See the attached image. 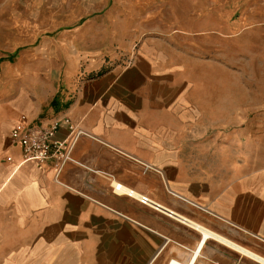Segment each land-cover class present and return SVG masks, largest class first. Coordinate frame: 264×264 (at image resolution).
Segmentation results:
<instances>
[{
    "label": "crops",
    "instance_id": "1",
    "mask_svg": "<svg viewBox=\"0 0 264 264\" xmlns=\"http://www.w3.org/2000/svg\"><path fill=\"white\" fill-rule=\"evenodd\" d=\"M147 32L127 30V67L86 77L71 56L62 89L51 78L1 100L0 264H257L173 216L264 258V101L248 107L230 72ZM64 118L82 135L61 173L53 160L18 165L11 128ZM67 136L61 124L55 138ZM112 181L165 211L114 194Z\"/></svg>",
    "mask_w": 264,
    "mask_h": 264
},
{
    "label": "rangeland",
    "instance_id": "2",
    "mask_svg": "<svg viewBox=\"0 0 264 264\" xmlns=\"http://www.w3.org/2000/svg\"><path fill=\"white\" fill-rule=\"evenodd\" d=\"M135 26L148 30L141 38L168 39L171 54L230 72L248 107L264 101V0H0V102L22 87L34 95L51 78L61 88L71 56L86 77L127 67L122 44ZM97 56L100 69L84 73Z\"/></svg>",
    "mask_w": 264,
    "mask_h": 264
},
{
    "label": "built area",
    "instance_id": "3",
    "mask_svg": "<svg viewBox=\"0 0 264 264\" xmlns=\"http://www.w3.org/2000/svg\"><path fill=\"white\" fill-rule=\"evenodd\" d=\"M61 124H64L67 128V140H57L55 138ZM81 135L82 132L71 124L67 118L38 126L18 122L10 131L11 142L20 150V162L18 165L28 162L41 165L53 160L56 177L61 173L65 164L72 161L71 150ZM7 161L10 162V158H7ZM112 191L114 192L113 188ZM135 201L156 212H161L158 206L152 204L145 196Z\"/></svg>",
    "mask_w": 264,
    "mask_h": 264
},
{
    "label": "bare ground",
    "instance_id": "4",
    "mask_svg": "<svg viewBox=\"0 0 264 264\" xmlns=\"http://www.w3.org/2000/svg\"><path fill=\"white\" fill-rule=\"evenodd\" d=\"M41 48V47H40ZM39 48V49H40ZM46 56V55H45ZM28 65H30V64H28ZM43 65V64H42ZM47 65V64H46ZM49 65V64H48ZM73 65L74 66H76L75 64H74V62H73ZM39 66H40V64H39ZM66 66H67V64H66ZM11 67V66H10ZM19 67H20V65H19ZM19 67H17V69H15V70H13L12 71V69H10L11 71H10V73L6 70H4L5 71V77H6V75H7V73H9L8 75H7V77L10 75V74H12V73H15V71H19ZM24 67V66H23ZM68 67V66H67ZM77 68V67H76ZM75 69V67L73 68V70ZM22 70V69H21ZM72 70V69H71ZM28 72V71H27ZM67 72V71H66ZM74 72V71H73ZM17 73V72H16ZM72 73V72H71ZM75 73V72H74ZM19 75V74H18ZM17 75V76H18ZM24 75V74H23ZM35 75V74H34ZM4 77V78H5ZM6 77V78H7ZM19 77V76H18ZM23 77V76H22ZM35 77V76H34ZM3 78V79H4ZM24 78V77H23ZM2 79V80H3ZM43 79V78H42ZM72 79V78H71ZM27 80V79H26ZM31 80V79H30ZM35 80V79H34ZM39 80V79H38ZM42 82V81H41ZM5 83V82H4ZM4 83H3V85H4ZM29 84V83H28ZM20 85V84H19ZM39 86V85H38ZM41 86V85H40ZM42 87V86H41ZM4 88V87H3ZM3 93H5L6 94V89H3V91H2ZM2 93V94H3ZM111 187L114 189V194H116V195H119V196H126V197H130V199H132V200H140V198L142 197V196H144V195H141V194H138L137 192H135V191H133V190H131L130 188H128V187H126V186H123L122 184H120V183H118V182H116V181H112L111 182ZM146 197V196H145ZM146 198H148V197H146ZM148 200L152 203V204H154L155 206H158L157 204H155L152 200H150L149 198H148ZM158 209H159V211L161 210V212H163V211H165V210H163L162 208H160L159 206H158ZM168 215H171V216H173L172 215V213H167ZM173 217H175V218H177V219H179V221L180 222H182V223H184L185 225H187V226H189V227H191V228H193L194 230H196L197 232H199V234L202 236V243L203 242H205L206 240H208V239H212V240H214V241H216L217 243H219V244H221V245H223V246H225V247H227V248H229V249H231V250H233V251H235V252H237L238 254H240V255H242V256H244L245 258H248V259H250V260H252V261H254L255 263H257V264H264V258H262V257H260V256H258L257 254H255V253H253V252H251V251H249V250H247V249H245V248H243V247H240V246H238L237 244H235V243H233V242H231V241H229V240H227L226 238H224V237H222V236H219V235H217V234H215V233H213V232H211L210 230H207L206 228H203L202 226H200V225H198V224H196V223H194V222H192V221H190V220H186V219H184V218H181V217H178V216H173ZM194 251V250H193ZM187 258H188V256H186ZM188 260V259H187ZM193 260V259H192ZM191 261V260H190ZM189 261V262H190ZM184 262V261H183ZM186 262V261H185ZM191 263V262H190ZM189 263V264H190ZM171 264H178V263H176V261H171Z\"/></svg>",
    "mask_w": 264,
    "mask_h": 264
},
{
    "label": "trees",
    "instance_id": "5",
    "mask_svg": "<svg viewBox=\"0 0 264 264\" xmlns=\"http://www.w3.org/2000/svg\"><path fill=\"white\" fill-rule=\"evenodd\" d=\"M54 101H55V100H53V102H52V103H54Z\"/></svg>",
    "mask_w": 264,
    "mask_h": 264
}]
</instances>
